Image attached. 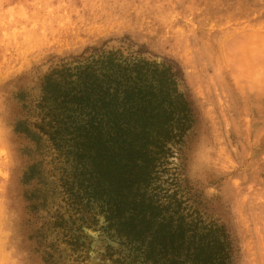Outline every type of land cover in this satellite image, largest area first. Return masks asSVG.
<instances>
[{
	"label": "rangeland",
	"instance_id": "obj_1",
	"mask_svg": "<svg viewBox=\"0 0 264 264\" xmlns=\"http://www.w3.org/2000/svg\"><path fill=\"white\" fill-rule=\"evenodd\" d=\"M109 52L169 67L189 109L129 194L143 243L91 198L46 92ZM211 226L226 264H264V0H0V264H208Z\"/></svg>",
	"mask_w": 264,
	"mask_h": 264
},
{
	"label": "trees",
	"instance_id": "obj_2",
	"mask_svg": "<svg viewBox=\"0 0 264 264\" xmlns=\"http://www.w3.org/2000/svg\"><path fill=\"white\" fill-rule=\"evenodd\" d=\"M64 76L66 89L48 80L46 92L70 106L65 108L68 117L59 124L73 125L74 156L84 170L90 167L91 198L103 204L107 220L118 232L143 243L142 237L156 224L129 202V194L136 181L148 175L149 164L157 160L154 149L160 150L163 140L174 136L175 130L182 134L190 123L174 74L164 65L109 52L84 66L66 69ZM208 229L210 243L205 249L212 251L208 264H226L230 246L225 231L214 226ZM149 235V250L168 243L157 227ZM205 249L194 251L204 258Z\"/></svg>",
	"mask_w": 264,
	"mask_h": 264
}]
</instances>
